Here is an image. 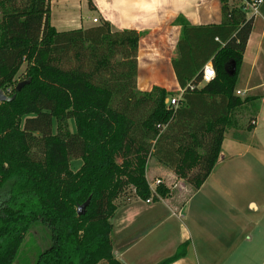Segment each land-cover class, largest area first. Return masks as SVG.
Masks as SVG:
<instances>
[{
	"label": "trees",
	"instance_id": "obj_1",
	"mask_svg": "<svg viewBox=\"0 0 264 264\" xmlns=\"http://www.w3.org/2000/svg\"><path fill=\"white\" fill-rule=\"evenodd\" d=\"M50 2L0 0V90L14 96L0 104V190L7 188L0 198V264H14L36 222L50 229L51 245L35 264H121L111 242L116 202L129 195L156 203L171 194L163 183L150 190L148 161L195 192L215 167L225 134L254 129L259 98L236 95L253 20L229 0H219V24L175 20L181 34L171 65L180 90L196 85L208 63L215 79L186 90L173 108L166 102L178 94L136 89L140 34L105 20L57 31ZM88 8L96 10L92 0ZM243 112H251L245 125L237 119ZM74 160L81 161L76 171ZM187 245L158 264L183 258Z\"/></svg>",
	"mask_w": 264,
	"mask_h": 264
},
{
	"label": "crops",
	"instance_id": "obj_2",
	"mask_svg": "<svg viewBox=\"0 0 264 264\" xmlns=\"http://www.w3.org/2000/svg\"><path fill=\"white\" fill-rule=\"evenodd\" d=\"M92 1L93 11L88 0H51V26L60 32L87 29L95 26L94 19H102L116 30L136 31L141 36L136 89L142 93L154 87L180 92L171 65L181 34L176 19L191 26L221 22L219 0ZM247 18L253 20V31L243 56L239 92L259 98L254 129L225 134L209 177L186 198L164 182L165 177L173 178V171L154 161L155 183L165 184L171 194L156 203L132 196L118 200L123 201L110 223L112 254L121 264H158L185 242V256L173 264H264V3L257 17ZM183 182L179 179V186L184 187Z\"/></svg>",
	"mask_w": 264,
	"mask_h": 264
},
{
	"label": "rangeland",
	"instance_id": "obj_3",
	"mask_svg": "<svg viewBox=\"0 0 264 264\" xmlns=\"http://www.w3.org/2000/svg\"><path fill=\"white\" fill-rule=\"evenodd\" d=\"M99 14V11L97 12ZM102 22V19H98L97 24H92L93 26H97ZM25 67L23 66L16 78L18 82L21 81L22 75L24 73ZM241 78V75H240ZM242 94V93H241ZM240 98H244L243 96H240ZM251 114V112H243L237 115V119L241 125H245L248 116ZM71 130H73L72 124H71ZM155 159H150L149 166H148V183L150 184L149 187L154 188L155 181L154 179L157 177L156 173V166L158 165L156 162H154ZM81 165L80 160H74L70 164V168L74 171L77 170ZM173 174V173H172ZM172 176V175H171ZM171 177H165L164 182L167 184H171V187H173V191L176 194L181 193L183 198L188 197L190 194V191L192 187L188 185L186 182L183 186H179L178 181L179 178L176 177L174 174ZM185 188V190L183 189ZM7 191V188H3V190H0V198L5 196V193ZM181 191V192H180ZM131 196H123L124 202H126L128 199H130ZM182 197L180 199H182ZM120 201V200H119ZM116 202V205H119L121 202ZM51 245V231L48 227H46L41 222H36L31 225L30 229L28 230L23 245L20 247L17 257L15 259L14 264H35L37 256L47 250Z\"/></svg>",
	"mask_w": 264,
	"mask_h": 264
},
{
	"label": "built area",
	"instance_id": "obj_4",
	"mask_svg": "<svg viewBox=\"0 0 264 264\" xmlns=\"http://www.w3.org/2000/svg\"><path fill=\"white\" fill-rule=\"evenodd\" d=\"M238 1H239L238 6L243 8V11L245 12V15L247 17H257L259 15V8L264 3V0H255L251 3L246 2L244 0H238ZM92 23L97 24L98 23L97 19H94ZM214 79H215V71L212 65L208 63L203 67L199 82L196 85L193 84L187 85L186 89L180 90L178 95L176 97L171 98L169 101H167V103L169 104L170 107L176 108L183 93L186 90L193 91L195 88H202L203 86L209 84ZM236 95L243 96L240 92H236ZM158 184L159 182L157 181L154 186L156 187ZM154 188L152 189V187H150V190L154 192ZM146 203H150V201H146Z\"/></svg>",
	"mask_w": 264,
	"mask_h": 264
},
{
	"label": "water",
	"instance_id": "obj_5",
	"mask_svg": "<svg viewBox=\"0 0 264 264\" xmlns=\"http://www.w3.org/2000/svg\"><path fill=\"white\" fill-rule=\"evenodd\" d=\"M21 86H22V84L19 85L16 88V90L19 91ZM13 99H14V96L9 97V96L5 95L3 93V91L0 90V104L5 103V102H11ZM88 204H89V200H87L86 203H84L83 205H81L80 207L77 208V216L84 215L85 208L87 207Z\"/></svg>",
	"mask_w": 264,
	"mask_h": 264
}]
</instances>
